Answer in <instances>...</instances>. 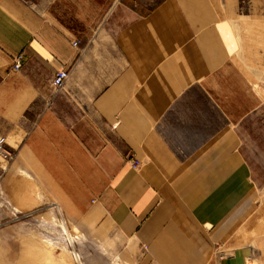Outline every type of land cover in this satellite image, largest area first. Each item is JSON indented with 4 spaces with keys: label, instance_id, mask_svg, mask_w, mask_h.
<instances>
[{
    "label": "crops",
    "instance_id": "1",
    "mask_svg": "<svg viewBox=\"0 0 264 264\" xmlns=\"http://www.w3.org/2000/svg\"><path fill=\"white\" fill-rule=\"evenodd\" d=\"M257 111L264 0H0L3 226L54 215L83 264L102 243L123 264H254L240 125Z\"/></svg>",
    "mask_w": 264,
    "mask_h": 264
},
{
    "label": "rangeland",
    "instance_id": "2",
    "mask_svg": "<svg viewBox=\"0 0 264 264\" xmlns=\"http://www.w3.org/2000/svg\"><path fill=\"white\" fill-rule=\"evenodd\" d=\"M240 134L254 182L250 216L240 229V237L242 244L251 247L254 264H264V111L246 118L240 125ZM4 164L0 159V167ZM38 214L18 215L16 223L21 222V227H14L13 223L7 227L3 223L9 218L0 210V264H72L73 255L78 252V235L70 233L54 215ZM72 243L76 251L72 250ZM121 259L114 243H102V264H123Z\"/></svg>",
    "mask_w": 264,
    "mask_h": 264
},
{
    "label": "built area",
    "instance_id": "3",
    "mask_svg": "<svg viewBox=\"0 0 264 264\" xmlns=\"http://www.w3.org/2000/svg\"><path fill=\"white\" fill-rule=\"evenodd\" d=\"M133 1L138 2V1H141V0H133ZM73 45L76 46L77 43H74ZM23 59H24L23 53L18 54L14 58L13 65H12V69L14 71H18L20 69ZM67 78H68V72L66 70H64V69L58 70L55 73V75H54V77H53V79L51 81L52 87L54 89H56V90L60 89L64 85V83L67 80ZM0 159L2 161H6V162H9V161H11L13 159V154L7 149L6 139L3 136H0ZM128 163L130 164L131 168L134 169V170L139 169L140 166H141V162L138 161V160H135V159L129 160ZM72 245H73V243H72ZM72 245L70 244L69 247L71 248ZM72 250H75L74 249V245H73V249ZM75 254H76V252H75ZM73 259H72L73 260L72 264H82L81 258L73 256Z\"/></svg>",
    "mask_w": 264,
    "mask_h": 264
},
{
    "label": "bare ground",
    "instance_id": "4",
    "mask_svg": "<svg viewBox=\"0 0 264 264\" xmlns=\"http://www.w3.org/2000/svg\"><path fill=\"white\" fill-rule=\"evenodd\" d=\"M61 225H64V224H61ZM62 228L64 229V231H66L64 227H62ZM66 232H67V231H66ZM74 240H75V239H74ZM76 240H78V239H76ZM73 256H74V257L76 256V257H78V258H81V254H80L79 251H78V252L76 251V254H74ZM81 261H82V258H81ZM82 264H83V261H82Z\"/></svg>",
    "mask_w": 264,
    "mask_h": 264
}]
</instances>
